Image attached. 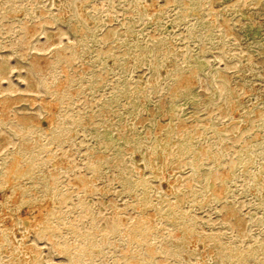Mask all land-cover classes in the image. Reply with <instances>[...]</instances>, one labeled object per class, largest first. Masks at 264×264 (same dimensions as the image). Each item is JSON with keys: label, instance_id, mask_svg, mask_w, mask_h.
Returning a JSON list of instances; mask_svg holds the SVG:
<instances>
[{"label": "rangeland", "instance_id": "1", "mask_svg": "<svg viewBox=\"0 0 264 264\" xmlns=\"http://www.w3.org/2000/svg\"><path fill=\"white\" fill-rule=\"evenodd\" d=\"M0 264H264V0H0Z\"/></svg>", "mask_w": 264, "mask_h": 264}]
</instances>
